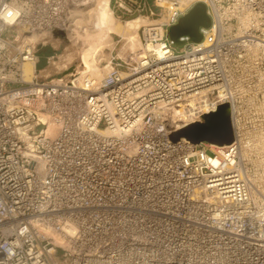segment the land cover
Returning a JSON list of instances; mask_svg holds the SVG:
<instances>
[{"label":"built area","instance_id":"built-area-1","mask_svg":"<svg viewBox=\"0 0 264 264\" xmlns=\"http://www.w3.org/2000/svg\"><path fill=\"white\" fill-rule=\"evenodd\" d=\"M84 1L0 0V264H264V0H109L141 24L67 96L47 80ZM197 3L211 26L176 51ZM223 104L231 145L171 140Z\"/></svg>","mask_w":264,"mask_h":264},{"label":"rangeland","instance_id":"rangeland-1","mask_svg":"<svg viewBox=\"0 0 264 264\" xmlns=\"http://www.w3.org/2000/svg\"><path fill=\"white\" fill-rule=\"evenodd\" d=\"M98 2L95 0H86L84 1V4L82 6L76 9L75 20H77V24L75 27L72 28L73 30L64 39V42L61 43V50L58 51V56L61 55V59H60L61 63H57L58 68L56 70L55 69L50 70V73L55 76H53V78H49L47 81H50V79H55V80L62 79L63 77L68 76L70 77V81L71 80L76 81L75 85L77 87L79 86L81 87L84 82V79L81 78L82 76L80 74L81 63H82L81 57L85 50L92 49L94 45H96V47L97 45L101 46L102 48V51L100 53H97V55L92 56L93 59L91 58L92 61L94 62V69L96 70L94 77L95 76L99 77L97 78L96 85L99 84L102 78L104 77L107 71L105 67L108 64V60L110 58V51L112 50V46H111L112 39L116 37H127L129 35L126 32L127 28L124 25L118 23L112 17L114 31L116 32L112 31L113 33L111 35L109 34V38L107 39V41L102 42L100 44L99 40H101V36L103 32L102 34L101 32L99 33V31L97 33L95 26L101 16L100 10L104 9L105 2L102 0H99ZM89 10L92 13L87 12ZM120 27H122L121 28L122 30L120 29ZM96 36L97 38L99 36L100 37L96 39ZM96 47H94L93 49H95ZM173 48L176 51L181 49V47H177V46H174ZM51 53H52L51 49L48 47L41 49V52L39 53L41 62L39 63L38 68H41L45 65V59ZM92 61L91 63H93ZM63 67H65V69H63ZM55 73H59V75H56ZM71 74H74V77H72ZM174 119L175 118H173V120Z\"/></svg>","mask_w":264,"mask_h":264},{"label":"water","instance_id":"water-1","mask_svg":"<svg viewBox=\"0 0 264 264\" xmlns=\"http://www.w3.org/2000/svg\"><path fill=\"white\" fill-rule=\"evenodd\" d=\"M211 19L207 15L206 6L197 3L186 15L180 18L177 25L168 32L170 41L182 47L180 38L188 37L193 43H200V28H209ZM173 142L186 140L194 145L209 144L218 147L231 145L234 142L231 125V108L229 104L219 106L215 113L204 116L199 122L188 125L171 135Z\"/></svg>","mask_w":264,"mask_h":264},{"label":"bare ground","instance_id":"bare-ground-1","mask_svg":"<svg viewBox=\"0 0 264 264\" xmlns=\"http://www.w3.org/2000/svg\"><path fill=\"white\" fill-rule=\"evenodd\" d=\"M95 1L98 2L99 0H95ZM102 1L105 2V6H104L103 10H100L101 16H100V18L97 21L96 26H95L97 33H98V31H99V33L101 32V34L103 32L102 36L100 35L101 36V40H99L100 44L102 42H106L107 41V39L109 38V34L111 35L113 32H116V31H114V26H113V22H112L113 20H112V13H111V10H110V7H109V0H102ZM84 7H86V6H84ZM87 12H91V11L89 10ZM140 24H141L140 22H136V21L128 22V24L126 26V28H127L126 32L128 33V35L130 36L131 32L133 30L134 31L137 30L138 27L140 26ZM121 28L122 27H120V29ZM97 36H98V34H97ZM97 36H96V39H98L100 37L99 36L97 38ZM97 42H98V40H97ZM94 47H96V45H94ZM93 48L85 50L83 52V54H82V57H81V62L82 63H81L80 74L82 76L81 78L84 79V82H83L82 86L79 87V88H76V87L75 88L74 87L73 88H69V89L67 88L68 90H66L67 92L64 93L65 95H67V96L77 95L80 91L89 92L91 86L96 84L97 78H99V77L98 76L94 77V75L96 73V70L94 69V62L92 61V59H93L92 56L97 55V53H100L102 51V48H101V46H98V45H97V47L95 49H93ZM156 52H157V54L160 57H163L162 56L163 55V51H162L161 46H158L156 48ZM91 61L93 63H91ZM63 69H65V67H63ZM25 74H26L25 80L27 82H31V79H32V76H33V65L32 64H26L25 65ZM57 95H58V92L56 91V89H53L51 92H49V99L51 101H53V98L57 97ZM170 114H171V116L174 115L173 113H170ZM213 146H215V145H213ZM219 149H222V148L219 147Z\"/></svg>","mask_w":264,"mask_h":264},{"label":"crops","instance_id":"crops-1","mask_svg":"<svg viewBox=\"0 0 264 264\" xmlns=\"http://www.w3.org/2000/svg\"><path fill=\"white\" fill-rule=\"evenodd\" d=\"M41 52V49H38V52H36V57H37V64H36V70H40L43 69L45 67V65L41 68H38L39 63L41 62L40 57H39V53Z\"/></svg>","mask_w":264,"mask_h":264},{"label":"clouds","instance_id":"clouds-1","mask_svg":"<svg viewBox=\"0 0 264 264\" xmlns=\"http://www.w3.org/2000/svg\"><path fill=\"white\" fill-rule=\"evenodd\" d=\"M8 15L11 16V13H9ZM9 23H11V20H9Z\"/></svg>","mask_w":264,"mask_h":264}]
</instances>
